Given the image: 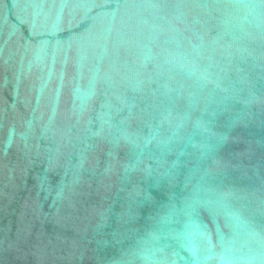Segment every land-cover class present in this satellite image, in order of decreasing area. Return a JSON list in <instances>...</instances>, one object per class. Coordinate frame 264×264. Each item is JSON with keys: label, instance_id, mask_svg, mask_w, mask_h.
I'll use <instances>...</instances> for the list:
<instances>
[{"label": "water", "instance_id": "obj_1", "mask_svg": "<svg viewBox=\"0 0 264 264\" xmlns=\"http://www.w3.org/2000/svg\"><path fill=\"white\" fill-rule=\"evenodd\" d=\"M0 264H264V0H0Z\"/></svg>", "mask_w": 264, "mask_h": 264}]
</instances>
